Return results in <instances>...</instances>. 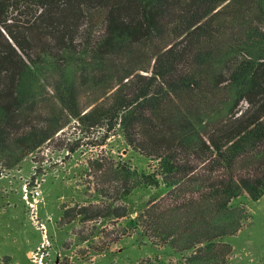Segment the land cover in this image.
I'll list each match as a JSON object with an SVG mask.
<instances>
[{"label": "trees", "instance_id": "16d2710c", "mask_svg": "<svg viewBox=\"0 0 264 264\" xmlns=\"http://www.w3.org/2000/svg\"><path fill=\"white\" fill-rule=\"evenodd\" d=\"M74 121L156 167L119 166L99 191L113 204L64 219H126L115 244L164 251L135 264H199L241 226L212 221L264 195V0H0V155L12 167ZM148 187L165 194L135 217L115 206Z\"/></svg>", "mask_w": 264, "mask_h": 264}, {"label": "rangeland", "instance_id": "374dc122", "mask_svg": "<svg viewBox=\"0 0 264 264\" xmlns=\"http://www.w3.org/2000/svg\"><path fill=\"white\" fill-rule=\"evenodd\" d=\"M104 131H85L72 122L53 139L21 162L9 167L17 154L0 155V261L10 264H135L164 251L136 236L116 244L121 220L81 222L64 219L66 211L82 207H105L111 199L100 195L104 180L118 187L116 172L125 164L138 172L151 171L155 162L127 147L120 135L105 145ZM108 186L105 183V187ZM163 187L134 191L126 200L131 217L154 198L163 197ZM230 219L212 221L210 232L239 221L240 230L202 254L199 264H264V195L258 202L241 197L230 207ZM220 232V231H219ZM219 232L217 235H219ZM107 252H101L105 249ZM194 251L169 260L185 263Z\"/></svg>", "mask_w": 264, "mask_h": 264}]
</instances>
